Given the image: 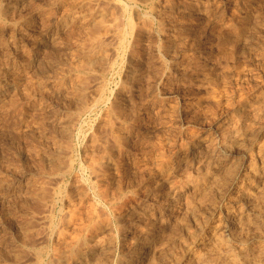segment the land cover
<instances>
[{
    "label": "rangeland",
    "instance_id": "obj_1",
    "mask_svg": "<svg viewBox=\"0 0 264 264\" xmlns=\"http://www.w3.org/2000/svg\"><path fill=\"white\" fill-rule=\"evenodd\" d=\"M0 6V264H186L232 242L229 214L264 188V0ZM187 177L204 184L178 197Z\"/></svg>",
    "mask_w": 264,
    "mask_h": 264
},
{
    "label": "bare ground",
    "instance_id": "obj_2",
    "mask_svg": "<svg viewBox=\"0 0 264 264\" xmlns=\"http://www.w3.org/2000/svg\"><path fill=\"white\" fill-rule=\"evenodd\" d=\"M134 1V0H133ZM138 1V0H137ZM3 6V5H2ZM2 6H0V8L2 7ZM118 6V5H117ZM14 7V6H13ZM128 7V6H127ZM118 9V8H117ZM9 10V9H8ZM151 10V9H150ZM13 11V10H12ZM118 11V10H117ZM116 11V12H117ZM185 11H187V10H185ZM11 12V11H10ZM9 12V13H10ZM102 13V12H101ZM100 13V14H101ZM128 13V12H127ZM7 14H8V11L7 10H4V9H1L0 10V18H3L4 19V17H8L7 16ZM104 13H102V15H103ZM102 15H100V16H102ZM147 16V15H146ZM10 18V17H9ZM103 18V17H102ZM147 18V17H146ZM149 18V17H148ZM183 18V17H182ZM100 19V18H99ZM244 19V18H243ZM8 20V19H7ZM103 20V19H102ZM105 20V19H104ZM149 20V19H148ZM98 21V20H97ZM147 21V20H146ZM18 22V21H17ZM245 22V21H244ZM95 23V22H94ZM103 23V22H102ZM109 23V22H108ZM117 23V22H116ZM131 23V22H130ZM149 23V22H148ZM160 23V22H159ZM246 23H247V20H246ZM4 24V23H3ZM2 24V25H3ZM6 24V23H5ZM5 24H4V26H5ZM101 24V23H100ZM118 24V23H117ZM134 24V23H133ZM103 25V24H102ZM101 25V26H102ZM112 24H110V26H111ZM143 25V24H142ZM142 25H140V26H142ZM7 26V25H6ZM98 26V25H97ZM100 26V27H101ZM109 26V27H110ZM151 26V25H150ZM9 27V26H8ZM94 27H96V26H94ZM93 27V28H94ZM129 27V26H128ZM135 27V26H134ZM154 27V26H153ZM1 25H0V30H1ZM99 28V27H98ZM113 28V27H112ZM162 28V27H161ZM177 28V27H176ZM96 29V28H95ZM131 29V28H130ZM136 29V28H135ZM89 30V29H88ZM115 31V30H114ZM126 31V30H125ZM132 31V30H131ZM193 31V30H192ZM1 32V31H0ZM133 32V31H132ZM122 33V32H121ZM129 33V32H128ZM96 34V33H95ZM125 34V33H124ZM133 34V33H132ZM93 35V34H92ZM101 35V34H100ZM127 35V34H126ZM95 36V35H94ZM97 36V35H96ZM99 36V35H98ZM102 36V35H101ZM117 36H119V35H117ZM90 37V36H89ZM127 37V36H126ZM98 38V37H97ZM94 39V38H93ZM101 40V39H100ZM123 40V39H122ZM174 40V39H173ZM227 40V39H226ZM95 41V40H94ZM93 42V41H92ZM91 42V43H92ZM229 42V41H228ZM89 43V42H88ZM87 43V44H88ZM107 43V42H106ZM110 43V42H109ZM100 44V43H99ZM114 44V43H113ZM122 44V43H121ZM84 45V44H83ZM83 45H82V49H83ZM89 45V44H88ZM91 45V44H90ZM89 45V46H90ZM127 45V44H126ZM81 46V45H80ZM79 46V47H80ZM85 46V45H84ZM165 46V45H164ZM219 47V46H218ZM230 47V46H229ZM86 49H87V46L85 47ZM125 48V47H124ZM213 48V47H212ZM80 49V48H79ZM94 49H96L97 50V48H94ZM100 49V48H99ZM117 49V48H116ZM84 50V49H83ZM123 50V49H122ZM89 51V50H88ZM104 51V50H103ZM103 51H99V52H103ZM87 52V51H86ZM98 52V51H97ZM96 52V53H97ZM104 53H105V51H104ZM118 53V52H117ZM106 54V53H105ZM104 54V56L106 57V55ZM108 54V53H107ZM87 55V54H86ZM102 55V54H101ZM90 56H92V57H90ZM90 58H89V61L91 62V61H93V59H94V56H95V54H94V52H90ZM103 56V55H102ZM103 56V57H104ZM96 58V57H95ZM102 60H100V57H99V60H100V62H102L103 61V58H101ZM114 59V58H113ZM95 60V59H94ZM87 61V60H86ZM121 61V60H120ZM99 61H97V63H98ZM105 62V61H104ZM107 62H109L108 60H107ZM118 62V61H117ZM97 63H94V64H96L97 65ZM84 64H85V62H84ZM89 64V63H88ZM108 64V63H107ZM76 66V68H77V70H78V66H77V64H75ZM90 65H92V63L90 64ZM95 65V66H96ZM81 66V65H80ZM88 66V65H87ZM87 66H85V68L87 67ZM95 66H93V68L95 67ZM192 67H193V65H192ZM71 68V67H70ZM90 68V67H89ZM202 69V68H201ZM70 70H72V69H70ZM88 69H86V71H87ZM108 70V69H107ZM74 72V71H73ZM192 72V71H191ZM81 77V76H80ZM83 77V76H82ZM87 77V76H86ZM84 78L85 77H83V79L82 78H80L81 80H84ZM99 79V78H98ZM86 81V80H85ZM88 81V80H87ZM28 83H30V82H28ZM31 84V83H30ZM129 84V83H128ZM130 85V84H129ZM81 86V85H80ZM124 86H126V85H124ZM41 88V87H40ZM128 88V87H127ZM105 89V88H104ZM123 89V88H122ZM130 90V89H129ZM40 91H42V90H40ZM77 91H79V90H77ZM131 91V90H130ZM28 92V91H27ZM124 92V91H123ZM29 93V92H28ZM27 93V94H28ZM30 95V94H29ZM31 97V96H30ZM102 100V99H101ZM98 101V100H97ZM240 102V101H239ZM243 104V103H242ZM87 105H88V103H87ZM243 105H245V104H243ZM243 105H242V107H243ZM260 105H261V103H260ZM120 106V105H119ZM248 106V105H247ZM261 106H263V104L261 105ZM85 107V106H84ZM88 107V106H87ZM121 107V106H120ZM245 107V106H244ZM264 107V106H263ZM80 108H81V106H80ZM257 108V107H256ZM83 109V108H82ZM258 109V108H257ZM256 109V110H257ZM264 109V108H263ZM262 109V110H263ZM114 110V109H113ZM82 111V110H81ZM85 111V110H84ZM252 111H255V108L252 110ZM259 111V110H258ZM264 111V110H263ZM79 112V111H78ZM109 112V111H108ZM82 113V112H81ZM107 113V112H106ZM116 113V112H115ZM117 113H118V109H117ZM262 113H264V112H262ZM260 115V114H259ZM79 116V115H78ZM112 116V115H111ZM251 116H253V114L251 115ZM262 116V115H261ZM77 117V116H76ZM113 117V116H112ZM122 117V116H121ZM120 117V119L123 121V119H124V117H123V119ZM255 118V117H254ZM254 118H252V119H254ZM112 120V119H111ZM125 120V119H124ZM256 120L257 121H259L260 120V116H259V120H258V117L256 118ZM255 120V121H256ZM107 121V120H106ZM147 121H148V119H147ZM254 121V120H253ZM112 122V121H111ZM110 122V124L112 125V123H114V122H112L111 123ZM141 123H144V121H143V119H142V122ZM248 123V122H247ZM246 123V124H247ZM256 123H258V122H255V124ZM107 124V123H106ZM125 124V123H124ZM123 124V125H124ZM244 124V123H243ZM68 125V124H67ZM71 125H72V123H71ZM135 125V124H134ZM253 125V124H252ZM127 126V125H126ZM126 126H124L123 128L125 129V127ZM150 126V125H149ZM244 126V125H243ZM255 126V125H254ZM106 127V126H105ZM112 127L114 128V126L112 125ZM128 127V126H127ZM127 127H126V129L125 130H127ZM147 127V126H146ZM146 127H145V129H146ZM107 128H108V126H107ZM122 128V127H121ZM148 128V127H147ZM238 128V126H236V128L234 129V130H236ZM65 129V128H64ZM143 129V128H142ZM149 129V128H148ZM151 129V128H150ZM243 129V128H242ZM113 130H115V129H113ZM121 130V129H120ZM147 130V129H146ZM229 130V129H228ZM232 130V129H231ZM108 132H109V128H108V130H107ZM116 131V130H115ZM130 131V130H129ZM140 131H141V129H140ZM237 131H238V129H237ZM63 132V131H62ZM61 132V133H62ZM122 132V131H121ZM124 132V131H123ZM149 132V131H148ZM224 132L226 133V131L224 130ZM231 132V131H230ZM243 132V131H242ZM245 132V131H244ZM248 132V131H247ZM249 132H250V130H249ZM251 132H253V131H251ZM61 133H60V135H61ZM64 133V132H63ZM63 133H62V135H63ZM67 133V132H66ZM76 133V132H75ZM116 133V132H115ZM153 133V132H152ZM223 133V132H222ZM224 133V134H225ZM235 133V132H234ZM238 133V132H237ZM254 133H255V131H254ZM254 133H251V135L253 134V137H255L254 136ZM70 134V133H69ZM65 135V136H67V138H69L68 136H70L71 137V140H72V135ZM109 134H111L110 132L108 133V135ZM120 134V133H119ZM126 134V133H125ZM128 134H129V132H128ZM149 134H151V132L149 133ZM240 134H242V133H240ZM244 134V133H243ZM242 134V135H243ZM134 135V134H133ZM137 135H139V134H137ZM230 135V134H229ZM232 135H233V133H232ZM249 135V134H248ZM64 136V137H65ZM110 136V135H109ZM128 136V135H127ZM234 136H235V134H234ZM238 136H239V134H238ZM237 136V137H238ZM245 136V135H244ZM143 137V136H142ZM225 137H226V135H225ZM225 137H224V140H225ZM63 138V137H62ZM107 138V137H106ZM110 138V137H109ZM228 137H226V139H227ZM242 138H244V137H242ZM64 139H66V138H64ZM112 139V138H111ZM113 139H114V143H115V145H116V147H118V148H120V149H122V148H124L125 146H127L128 145V143H129V139H130V137H129V139H128V137L126 138V137H124L123 135L122 136H120V135H117V134H115L114 135V137H113ZM238 139V138H237ZM70 140V139H69ZM195 140V139H194ZM199 141L201 140L200 138L198 139ZM234 140V139H233ZM232 140V141H233ZM238 140H242V139H238ZM62 141H64V140H62ZM97 141H98V139H97ZM99 141H100V139H99ZM102 141V140H101ZM112 141V140H111ZM111 141H110V143H111ZM133 141V140H132ZM140 141H142V140H140ZM146 141V140H145ZM227 141V140H226ZM225 141V142H226ZM229 141V140H228ZM235 141V140H234ZM72 142V141H71ZM95 142V141H94ZM147 142V141H146ZM224 142V143H225ZM236 142V141H235ZM69 143V141L67 142V144ZM98 143H101V142H98ZM130 143H131V141H130ZM135 143H136V141H135ZM230 143H231V141H230ZM234 143V142H233ZM107 144V143H106ZM198 144H199V142H198ZM97 144L95 143V146H96ZM100 145H102V144H100ZM109 145V144H108ZM111 145V144H110ZM112 145H113V143H112ZM111 145V146H112ZM195 145V144H194ZM228 145V144H227ZM234 145V144H233ZM69 146V145H68ZM105 146V145H104ZM130 146V145H129ZM232 146V145H231ZM230 145H228V147H231ZM114 147V146H113ZM150 147H152V146H150ZM149 147V148H150ZM194 147V146H193ZM153 148V147H152ZM184 148V147H183ZM106 149L108 150V148L106 147ZM111 149V148H110ZM189 149V148H188ZM188 149H186V150H188ZM221 149V148H220ZM226 149V148H225ZM227 149H229V148H227ZM226 149V150H227ZM68 150H70V149H68ZM106 150V151H107ZM149 150V149H148ZM151 150H154V149H151ZM186 150H184L185 152H187ZM190 150V149H189ZM195 150V149H194ZM110 151V150H109ZM109 151H107V152H109ZM121 151V150H120ZM116 152V151H115ZM190 152V151H189ZM113 153H114V151H113ZM118 153V152H117ZM120 153V152H119ZM107 154V153H106ZM112 154V153H111ZM126 154V153H125ZM189 154V153H188ZM110 155V154H109ZM113 155V154H112ZM99 164H100V162H99ZM111 165V164H110ZM251 165H253V164H251ZM251 165H250V167H251ZM255 165V164H254ZM253 165V166H254ZM252 166V167H253ZM95 167V166H94ZM97 167V166H96ZM100 167V166H99ZM98 167V168H99ZM251 167V168H252ZM98 168H94L95 170L96 169H98ZM250 168V169H251ZM254 168H255V166H254ZM262 168H264V166L262 167ZM100 169V168H99ZM253 169V168H252ZM58 170V169H57ZM71 170V169H70ZM69 170V171H70ZM102 170V169H101ZM262 170V169H261ZM60 171V170H59ZM254 171V177H255V180H257V183L256 184H258V183H260V182H263L264 183V170H262V171H256L255 169L254 170H251V174H252V172ZM96 172V171H95ZM248 172V171H247ZM50 173V172H49ZM48 173V174H49ZM65 173V172H64ZM249 173V174H250ZM62 174H63V172H62ZM61 174V175H62ZM207 175V174H206ZM205 177V176H204ZM233 177V176H232ZM249 177V176H248ZM254 177H252V179L254 178ZM203 179V178H202ZM208 179V181H209V177L207 178ZM199 179H197V181H198ZM205 182H206V178L205 179H203ZM254 180V181H255ZM195 179L193 180L191 177H187L186 178V181L183 183V185L181 186H176V192H177V196L178 197H180V195H181V193H182V190H185V189H189L190 187H194V188H198V187H200V186H202L203 184H204V182L203 181H199V182H197ZM235 183V182H234ZM252 183H253V181H252ZM262 183V184H263ZM249 185H250V182H249ZM256 187V186H255ZM264 187V186H263ZM257 188H258V185H257ZM195 189V190H196ZM201 189V188H200ZM250 189V188H249ZM249 189H248V191H249ZM259 189H260V186H259ZM258 189V192L260 191ZM207 190V189H206ZM254 190H256V189H254ZM45 191V190H44ZM251 191H253V190H251ZM98 192H100V190L98 191ZM45 193H46V191H45ZM45 193H43L44 195H45ZM147 193V192H146ZM256 193V192H255ZM40 194V193H39ZM102 194H103V192H102ZM184 194V193H183ZM261 200H260V198L259 197H257L255 194H252V193H249V192H245L244 193V195L242 194L241 195V197L243 196V198L247 201V202H249V204L251 203V205H252V207H253V209L252 210H250L251 212H247V213H245V211H243V206H241V207H239V209H241V211H237L236 213H232L231 212V215L229 214V219H230V221H231V223H232V232H231V236L232 237H230V238H232V242H230L229 240L227 241L226 239H224L221 235H222V233L224 232V229L222 230V233H219V234H217V235H215V238H213V239H211V248H209V250H204L203 252H201V253H199V254H194V255H190L191 256V259H188L187 261H189L188 263L185 261V263L186 264H264V206H263V201L262 200H264V188H263V190L261 191ZM36 195V194H35ZM41 195V194H40ZM44 195H41V196H44ZM99 195V194H98ZM154 195V194H153ZM152 195V196H153ZM40 196V197H41ZM46 196H48V194H46ZM101 196V195H100ZM102 196H104V194L102 195ZM176 196V197H177ZM36 197V196H35ZM38 197V196H37ZM40 197H38L39 199H41ZM175 197V198H176ZM46 198V200H47V198L48 197H45ZM45 198H43V199H45ZM174 198V199H175ZM39 199H37L38 201H39ZM179 199V198H178ZM36 200V201H37ZM170 200H173V199H170ZM242 200V199H241ZM181 201V200H180ZM188 201V200H187ZM42 202H44V201H41V203ZM46 202V201H45ZM176 202V201H175ZM184 202H186V201H184ZM43 204V203H42ZM181 205V204H180ZM243 205H245V204H243ZM174 206H176V203H175V205ZM184 206V205H183ZM193 206V205H192ZM247 206V205H246ZM190 203H187L186 202V204H185V206H184V209L186 210V211H189L190 212ZM250 207V206H249ZM249 207H248V209H249ZM252 207H250V208H252ZM193 208V207H192ZM238 208V207H237ZM236 209V208H235ZM247 209V208H246ZM102 210V209H101ZM183 210V209H182ZM92 211V210H91ZM97 211V210H96ZM121 211H124V210H121ZM174 211V210H173ZM178 211V210H177ZM95 212V211H94ZM134 212V211H133ZM88 213V212H87ZM89 217L91 218V212L89 211ZM127 213V212H126ZM173 213V212H172ZM180 213V212H179ZM183 213H184V211H183ZM95 214V213H94ZM121 214L123 215V213L121 212V213H119V216H121ZM97 215V214H96ZM104 215V214H103ZM102 215V216H103ZM115 215H117V214H115ZM159 215V214H158ZM174 215H175V213H174ZM185 215V214H184ZM189 215H190V213H189ZM98 216V215H97ZM108 216V215H107ZM124 216V215H123ZM160 216H162V215H160ZM166 216V215H165ZM168 216V215H167ZM227 216H228V214H227ZM159 217V216H158ZM182 217V216H181ZM102 218V217H101ZM106 218V217H105ZM140 218V217H139ZM157 218V217H156ZM173 218V217H172ZM178 218V217H177ZM183 218V217H182ZM187 218V217H186ZM93 219V218H92ZM181 219V218H180ZM183 219H185V218H183ZM182 219V220H183ZM52 220V219H51ZM130 220V219H129ZM167 220V219H166ZM107 221V220H106ZM153 221H155V220H153ZM157 221H160V219H158ZM178 221H179V219H178ZM185 220H183V222H184ZM229 221V220H228ZM160 222H162V221H160ZM165 222V221H164ZM169 222V221H168ZM175 222V224H177L176 222L177 221H174ZM182 222V223H183ZM238 222H239V224H238ZM53 223V222H52ZM51 223V224H52ZM96 223L97 222H95L94 224L96 225ZM101 223H102V220H101ZM106 223V222H105ZM156 223V222H155ZM154 223V224H155ZM158 223V222H157ZM163 223V222H162ZM162 223H160V224H162ZM181 223V224H182ZM94 224H93V226H94ZM153 224V223H152ZM153 224V225H154ZM159 224V223H158ZM157 224V225H158ZM227 224V223H226ZM54 225V224H53ZM98 225V224H97ZM152 225V226H153ZM163 225V224H162ZM178 226L180 225V223L179 224H177ZM176 225V226H177ZM228 225V224H227ZM99 226V225H98ZM165 226V225H164ZM164 226H162V227H164ZM230 226V225H229ZM26 227H27V224H26ZM26 227H24V228H26ZM95 227H97V226H95ZM94 227V228H95ZM124 227V226H123ZM180 227H182V226H180ZM28 228H29V226H28ZM92 228V227H91ZM152 228V227H151ZM154 228V227H153ZM153 228H152V230L151 231H154L153 230ZM166 228H168V226H166ZM186 228V227H185ZM52 229V228H51ZM179 229V228H178ZM177 229V230H178ZM226 229V228H225ZM52 230H54V229H52ZM156 230L157 229H155V232H156ZM167 230V229H166ZM230 230V229H229ZM31 231V230H30ZM121 231V230H120ZM169 231V230H168ZM167 231V232H168ZM180 231H182V230H180ZM157 232H158V230H157ZM164 232H166V231H164ZM176 232V231H175ZM174 232V233H175ZM250 232H254V233H252V238H254L255 240H257V241H262V244H260L259 246H254V247H252V245L250 246L249 245V243H248V241H249V238H248V234ZM53 233V232H52ZM124 233V232H123ZM161 233V232H160ZM151 234V233H150ZM156 234H158V233H156ZM155 234V235H156ZM162 234V233H161ZM161 234H159L160 236H161ZM127 235V234H126ZM148 235V234H147ZM152 235H153V233H152ZM151 235V236H152ZM172 235V234H171ZM177 235V234H176ZM145 236H146V233H145ZM144 236V237H145ZM149 236V235H148ZM172 236H174V235H172ZM172 236H170L171 238H173ZM27 237V236H26ZM153 237V236H152ZM157 237V236H156ZM169 237V236H168ZM228 237V236H227ZM250 237V236H249ZM80 238V237H79ZM82 238V237H81ZM229 238V239H230ZM86 239V238H85ZM152 239V238H151ZM160 239V238H159ZM165 239V238H164ZM163 239V240H164ZM169 239V238H168ZM88 240V239H87ZM148 240H149V238H148ZM170 240V239H169ZM168 240V241H169ZM173 240V239H172ZM172 240H171V242H172ZM210 240V239H209ZM231 240V239H230ZM252 240V239H251ZM25 242H26V240H24ZM86 241V240H85ZM144 242V241H143ZM150 242V241H149ZM203 242V241H202ZM206 242V241H205ZM141 243V242H140ZM152 243V242H151ZM209 243V244H210ZM235 243H237V244H239V247L237 248V246H235L234 244ZM26 244H28V243H26ZM73 244V243H72ZM78 244V243H77ZM82 244V243H81ZM145 244H147V242L145 243ZM144 244V245H145ZM153 244V243H152ZM164 244H165V242H164ZM168 244V243H167ZM166 244V245H167ZM201 244H203V243H201ZM141 245V244H140ZM144 245H142V246H144ZM149 245H150V243H149ZM208 245V244H207ZM206 245V246H207ZM79 246V245H78ZM133 246V245H132ZM135 246V245H134ZM151 246V245H150ZM164 246L165 245H163V248H164ZM80 247V246H79ZM79 247H77V248H79ZM86 247H87V245H86ZM86 247H84V248H86ZM139 247V246H138ZM149 247V246H148ZM38 248V247H37ZM73 248H75L74 246H73ZM167 248V247H166ZM203 248V247H202ZM80 249V248H79ZM146 249H147V247H146ZM146 249H144V251L146 250ZM160 249V248H159ZM165 249V248H164ZM205 249V248H204ZM131 250V249H130ZM135 250V249H134ZM140 250V249H139ZM167 250V249H166ZM28 251V250H27ZM73 251V250H72ZM164 251V250H163ZM168 251V250H167ZM197 251V250H196ZM75 252V251H74ZM78 253H79V251H77ZM91 252V251H90ZM129 252V251H128ZM132 253L134 252L133 250L131 251ZM141 252H143V251H141ZM150 252V251H149ZM160 252H162V251H160ZM165 252V251H164ZM163 252V253H164ZM82 253V252H81ZM135 253H137V252H135ZM35 254V253H34ZM41 254H42V251H38L37 252V264H42V261H41ZM129 254V253H128ZM142 254V253H141ZM157 254V253H156ZM75 255H77V254H75ZM82 255V254H81ZM159 255V254H158ZM125 256V255H124ZM129 256V255H128ZM121 257V256H120ZM43 258V257H42ZM84 258V257H83ZM123 258V257H122ZM141 258V257H140ZM162 258V257H161ZM188 258V257H187ZM186 258V259H187ZM125 259H126V257H125ZM143 259V258H142ZM154 259V258H153ZM158 259V258H157ZM131 261V260H130ZM133 261V260H132ZM183 261V262H184ZM106 262V261H105ZM110 262V261H109ZM121 262V261H120ZM148 262H150V261H148ZM153 262V261H152ZM182 262V261H181ZM34 263V262H33ZM103 263V262H102ZM131 263V262H130ZM129 263V260H125V261H123V264H130ZM140 263V262H139ZM106 264V263H105ZM114 264V263H113ZM121 264V263H120ZM150 264V263H149ZM154 264H157V262L154 260Z\"/></svg>",
    "mask_w": 264,
    "mask_h": 264
}]
</instances>
